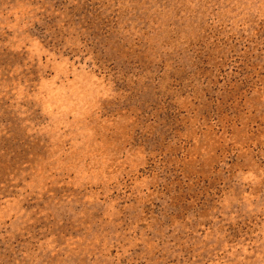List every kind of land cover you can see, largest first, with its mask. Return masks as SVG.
I'll return each mask as SVG.
<instances>
[{"label":"rangeland","instance_id":"1","mask_svg":"<svg viewBox=\"0 0 264 264\" xmlns=\"http://www.w3.org/2000/svg\"><path fill=\"white\" fill-rule=\"evenodd\" d=\"M0 264H264V0H0Z\"/></svg>","mask_w":264,"mask_h":264}]
</instances>
